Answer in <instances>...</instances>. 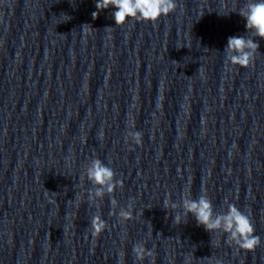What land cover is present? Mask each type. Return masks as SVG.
<instances>
[{
	"label": "clouds",
	"instance_id": "clouds-1",
	"mask_svg": "<svg viewBox=\"0 0 264 264\" xmlns=\"http://www.w3.org/2000/svg\"><path fill=\"white\" fill-rule=\"evenodd\" d=\"M96 12L92 13L95 19L99 11L112 7V13L116 25H123L129 19L137 22L155 23L161 16H167L173 12L177 3L176 0H96ZM238 14L245 21L247 35L230 36L224 48L226 64L247 68L254 63L256 53L260 45L255 37L264 39V0H245ZM110 28V27H107ZM199 71V69H198ZM142 133L129 131L127 137H131L135 145L142 144ZM126 137V139H127ZM86 177L94 186L88 190V200L94 201L97 198L103 199L107 194L111 196L117 187L123 188V181L115 179L114 170L106 166L99 158L92 159L85 169ZM113 209L118 207L115 198L110 201ZM183 211H177L178 208ZM163 208L171 209L175 213L173 223L180 225L187 223L189 214L194 217L197 226H202L207 232H220L227 235L226 243L234 244L241 250H254L261 244V239L255 235L254 225L243 211L234 204H227V211L216 213L212 200L201 194L193 199L189 191L182 197V202L177 204L170 199L164 201ZM133 203L130 201L126 208H120L118 214L110 212V215H118L123 221L133 218ZM107 223L100 215H93L90 220V231L92 237H97L105 231ZM132 252L135 261L141 264L147 257L153 255L152 251L145 247L143 242L133 245Z\"/></svg>",
	"mask_w": 264,
	"mask_h": 264
}]
</instances>
